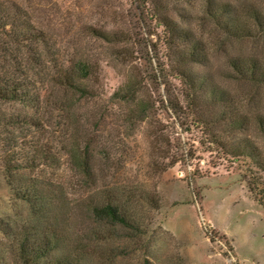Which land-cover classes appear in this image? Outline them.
Segmentation results:
<instances>
[{
  "label": "rangeland",
  "instance_id": "1",
  "mask_svg": "<svg viewBox=\"0 0 264 264\" xmlns=\"http://www.w3.org/2000/svg\"><path fill=\"white\" fill-rule=\"evenodd\" d=\"M15 1L47 34L46 46L52 49L55 61L87 59L94 67L90 85L97 95L78 101L70 109L71 120L84 124L79 127L80 134L88 133L87 137L94 141L92 154L100 175L106 177L102 183L108 188L116 183L130 192L123 198L135 202L143 225L139 240L126 239V244L123 239L129 231L117 230L115 235L121 237V244L114 242L117 238L106 242L108 260L104 264H264V170L249 157L233 159L225 156L219 145L207 144V130L191 116L192 110L182 95L186 89L172 72L175 63L163 26L157 24L152 12L160 7L163 16L168 15L202 42L206 60L187 63L184 68L206 77V90L221 85L234 98L241 99L247 93L256 96L257 102L242 108L245 112L263 111L264 89L257 91L249 84L227 78L232 71L228 63L236 56L264 58V37H227L204 12L203 0H152L145 6L139 0ZM216 1L264 12V0ZM88 26L115 33L118 40L103 41ZM6 42L0 32V70L8 69L20 77L28 74L45 82V73L52 71V64L26 67L27 47L14 48ZM15 55L19 57L18 64ZM134 82L138 83L134 101L146 107L143 116H138L135 102L114 95ZM219 109L220 105L211 106L205 114L213 116ZM46 110L42 111L44 128L38 129L39 136L58 156L61 140L56 130L64 113L53 110L49 103ZM195 111L198 113L199 108ZM0 112L24 115L30 110L12 102L0 103ZM17 126L9 131L27 143L34 129ZM222 127L216 124L214 131L222 134ZM236 134H251L264 149V139L257 132ZM222 136L224 142L231 141ZM1 150L0 143V153ZM40 173L54 182L64 176L71 178L70 172L50 167ZM71 181H65L62 188L48 189L67 202V206L60 207L59 216L78 199L94 194L70 185ZM136 198H141L140 202ZM32 212L31 205L12 194L0 172V218L16 228L32 220ZM67 224L69 231H76L74 220ZM81 226L93 224L86 220ZM8 243L0 230V264H12ZM111 251L120 254L112 257Z\"/></svg>",
  "mask_w": 264,
  "mask_h": 264
},
{
  "label": "trees",
  "instance_id": "2",
  "mask_svg": "<svg viewBox=\"0 0 264 264\" xmlns=\"http://www.w3.org/2000/svg\"><path fill=\"white\" fill-rule=\"evenodd\" d=\"M203 1L204 12L227 37L235 40L264 37V12L261 10L236 7L229 2ZM139 2L145 6L152 0ZM158 8L160 7L153 10L152 17L158 25L163 26L165 41L172 53L171 60L175 63L173 75L186 89L182 95L186 98L187 107L192 110L191 116L207 130V144L219 145L224 155L233 159L249 157L257 167L264 170V149L257 145L251 134H236L253 131L264 139V102L262 112H245L242 108L247 103L254 104L258 101L255 95L247 93L241 99L234 98L221 85L210 91L206 90L207 78L193 75L184 68L187 63L206 60V48L200 40L193 38L191 31L179 26L168 15L163 16ZM87 29L103 41L116 43L118 40L115 33L91 26ZM0 32L6 38L7 45L14 48L22 45L27 47L26 67L32 64L40 66L42 62L52 64V71L45 73L43 87L41 81H36L28 74L20 77L8 69L0 70V103L16 102L30 110L24 115L0 112L1 177L19 201L31 205L34 214L32 220L16 228L11 226L10 221L0 218V230L8 237L12 264H104L108 260L105 253L108 249L106 242L117 238L114 242L121 244V237L115 235L117 230L129 231L123 243L126 239L136 242L142 235L143 225L140 214L134 208L135 202L123 198L130 192L116 183L111 188L102 183L106 177L104 174L100 175L97 169V162L92 154L94 141L87 137L88 133L80 134L79 127L84 124L79 120H71L73 114L70 109L78 101L97 95L90 85L94 67L87 59L70 63L55 61L52 49L46 46L47 34L34 25L18 1L0 0ZM177 49L180 50L176 52ZM13 58L18 64V55ZM228 64L232 71L227 78L249 84L257 91L264 89V58L236 56L230 58ZM136 87L138 83H130L118 89L114 95L126 102H135ZM47 103L53 110L64 113L56 130L61 140L58 156L39 136L38 129L44 128L42 111L44 109L47 112ZM215 105H220V109L213 116L205 114V110ZM134 106L139 108L136 111L138 116H143L146 108L143 102H135ZM196 108H199L198 113ZM216 124L223 125L222 134L230 142H224L222 134L214 131ZM17 125L34 129V134L25 144L20 141L19 135L9 131L19 127ZM104 165L108 164L105 162ZM49 167L58 172L68 171L71 178L60 177L61 182L55 181L56 184L52 177L41 176L40 172ZM68 179H72L70 185L89 189L94 194L91 198L78 199L70 210L59 216L60 207L67 206V202L48 189L62 188ZM140 200L141 198H136L137 202ZM70 220L77 224L74 232L69 231L67 223ZM86 220L93 226L82 227L81 223ZM116 249L119 250L120 247ZM119 252L111 251L112 257L118 256Z\"/></svg>",
  "mask_w": 264,
  "mask_h": 264
}]
</instances>
